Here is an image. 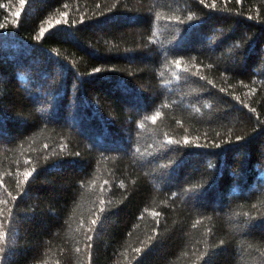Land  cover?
Segmentation results:
<instances>
[{"label": "trees", "instance_id": "16d2710c", "mask_svg": "<svg viewBox=\"0 0 264 264\" xmlns=\"http://www.w3.org/2000/svg\"><path fill=\"white\" fill-rule=\"evenodd\" d=\"M0 264H264V0H0Z\"/></svg>", "mask_w": 264, "mask_h": 264}, {"label": "snow or ice", "instance_id": "6c2138e0", "mask_svg": "<svg viewBox=\"0 0 264 264\" xmlns=\"http://www.w3.org/2000/svg\"><path fill=\"white\" fill-rule=\"evenodd\" d=\"M16 15L17 16H19V13H16ZM46 30H44V29H42L41 31H40V37H42L43 35H44V32H45ZM37 38H39V37H37ZM31 175V173H28L26 176H25V179H27L28 178V176H30ZM93 223H95V221H93Z\"/></svg>", "mask_w": 264, "mask_h": 264}]
</instances>
